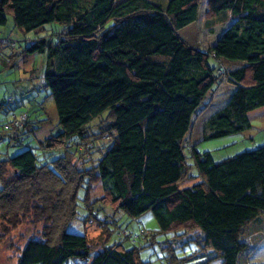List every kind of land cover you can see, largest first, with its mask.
Listing matches in <instances>:
<instances>
[{
	"label": "trees",
	"instance_id": "1",
	"mask_svg": "<svg viewBox=\"0 0 264 264\" xmlns=\"http://www.w3.org/2000/svg\"><path fill=\"white\" fill-rule=\"evenodd\" d=\"M203 1L166 0L163 6L152 0H92L87 9L79 0H0V27L11 16L17 28L36 35L16 57H44L42 88L54 100L59 128L51 137L38 138L47 121L40 117L43 103L30 109L22 100L19 112L6 109L0 119V140H8V148L27 146L16 155L8 148L0 155V213L17 227L16 215L29 210L37 196H60L59 205L44 199L53 224L46 222L41 238L26 241L16 264L74 259L149 264L140 253L158 235L164 241L173 238L163 245L196 242L205 259L201 264L215 258L221 264H253L247 236L264 235V144L217 161L189 139L198 112L208 109L207 100L225 74L217 62L242 65L229 72L235 89L224 108L204 120L202 140L248 130V114L264 107V0H208L210 16L230 13L234 21L206 51L180 36L197 22ZM107 118L109 133L96 136L94 143L91 129ZM71 148L77 158L98 149L96 183L105 192L100 201H91L93 181L83 173L89 168H79L83 175L66 218L63 189L70 180L56 166L67 153L74 155ZM185 181L195 182L182 187ZM84 182L88 198L82 220L85 227L103 224L102 248L93 249L86 232L72 231ZM147 213L157 230L127 227ZM39 215L36 221H44ZM118 215L129 218L126 226ZM191 229L197 234L187 238Z\"/></svg>",
	"mask_w": 264,
	"mask_h": 264
},
{
	"label": "rangeland",
	"instance_id": "2",
	"mask_svg": "<svg viewBox=\"0 0 264 264\" xmlns=\"http://www.w3.org/2000/svg\"><path fill=\"white\" fill-rule=\"evenodd\" d=\"M79 1L85 8H91L92 0ZM152 1L163 6L166 4V0ZM232 21H234V18L230 13L210 16L208 14V0H204L200 4L197 22L182 29L180 31V36L189 45L206 51L216 43L217 39L228 28ZM35 37L36 35H34L33 32L26 34L17 28L11 16H8L7 24L0 27V103L5 102L10 97H14L15 99L12 103L4 105L3 108L0 107V119L3 118L6 109L19 112L21 108L18 107V104L21 103L22 100L25 102L26 107H30V109H33V107L36 109L40 103H43V107H45L44 115L40 117L42 119H47V121L41 125L37 135L39 139H44L46 137H51L52 134H56L59 131L58 116L54 100L50 96L48 89L42 88L43 71L45 68L44 57L42 55H22L21 57H16V54L22 50L24 44L32 42L31 39ZM13 42H15L16 46L11 45ZM12 55H14V57H11ZM17 59L19 61H17L14 66L11 65L12 62ZM156 59L159 60L162 58L157 57ZM4 61L8 62L6 63ZM217 63L224 68L225 74L218 89L207 100L208 109H205L206 111L203 109L204 111L201 112L200 110L198 112L195 126L193 127V134L189 140L194 144L197 143V149L200 153L210 151L215 160L219 161L232 157L238 153L258 148L264 144V107L253 110L248 114L251 124L248 130L218 139L202 140L201 130L205 122L204 120L224 108L235 89L229 82V72L239 69L242 65L225 61ZM91 130L93 131L92 141L95 143L98 140L96 136L102 137L109 133L108 118L94 125ZM8 145V140H0V155L6 153ZM26 148V145L13 146L8 148V152H10V155H16ZM71 150L74 154V148H71ZM97 152L98 149L95 148L93 154L91 153L88 156L83 155L80 156V158L74 157L75 154L71 155L67 153L68 159L59 164L57 163L58 165L56 168L67 175V178L70 180L67 187L63 189L66 191L65 199L68 204V208L65 211L66 215H64L66 218L70 216V204H72L71 201L73 202L74 200L72 192H76L77 184L80 181V177L83 175L78 171L81 168H89L87 171L84 170L83 173L85 176H89L93 181L89 189L91 201L101 200L104 196L105 191L102 183H96L98 182V176L96 175L94 164L98 157ZM12 175L13 171L8 170L7 176L11 177ZM41 175H44V178H46L45 174ZM86 182L88 183V181ZM86 182H84L83 189L78 196V218L75 220L76 222L72 231L80 234L86 232L90 238L93 249L102 248L107 237L103 224L93 221L89 222L85 227L82 220L86 213L84 202L88 198V189L85 185ZM194 182L195 181H185L182 187L189 186ZM57 187H59V185H57ZM59 197L56 196V193H51L44 199L49 202L50 206H53V204L56 203L59 205V199H57ZM36 199L39 201L38 203H36ZM44 199H41V197L38 198L37 196V198L30 202L32 205L29 207V210H22L16 215L18 216L19 223L17 227H13L11 223H9L8 219L10 218L5 217L8 216L7 214L3 216V214L0 213V233L1 235L3 234L0 242V264H16L20 254V248L24 246L26 241L31 237L41 238L44 236L43 233L46 222L53 224L49 217L53 212L49 211L48 214L46 211L48 209H46V205L43 204L45 202ZM50 200H52L53 203H51ZM41 204H43V206ZM39 205L42 206L41 209L38 208ZM40 213H42V216L39 215ZM37 215H39V217L41 216L44 221H36ZM118 218L120 225L123 227L129 222L128 217L118 215ZM139 226L152 231L158 229V224L152 213H147L141 217L138 223L135 222L127 225V227L135 231L138 230ZM262 226L264 227V222H262ZM196 234L195 230L191 229V232L187 233V238H189V235L194 236ZM247 237L250 238L247 239L250 246L247 250V255L250 253L249 261L254 262L257 256H264V235L254 233V236L251 234ZM167 238H169L170 241L173 239L170 236H167L166 239ZM114 239L115 237L113 236L112 241ZM165 241L163 236L160 237L158 235L155 243L145 249L143 248L140 253L141 259L150 262L149 264H169L171 263L170 260L174 258L176 259L175 264H201L205 260L201 258V253H199L201 248L196 242H186L180 245L176 241H172L163 245ZM129 246L128 244L127 247ZM191 257L194 258L190 259ZM221 262L222 260L220 258H215L212 259L209 264H221ZM68 264H85V262L80 259H74Z\"/></svg>",
	"mask_w": 264,
	"mask_h": 264
},
{
	"label": "clouds",
	"instance_id": "3",
	"mask_svg": "<svg viewBox=\"0 0 264 264\" xmlns=\"http://www.w3.org/2000/svg\"><path fill=\"white\" fill-rule=\"evenodd\" d=\"M253 264H264V256H257V259Z\"/></svg>",
	"mask_w": 264,
	"mask_h": 264
},
{
	"label": "built area",
	"instance_id": "4",
	"mask_svg": "<svg viewBox=\"0 0 264 264\" xmlns=\"http://www.w3.org/2000/svg\"><path fill=\"white\" fill-rule=\"evenodd\" d=\"M24 116V115H23Z\"/></svg>",
	"mask_w": 264,
	"mask_h": 264
}]
</instances>
